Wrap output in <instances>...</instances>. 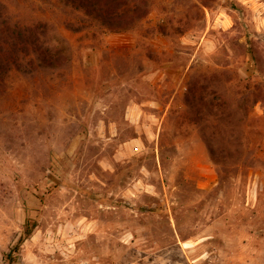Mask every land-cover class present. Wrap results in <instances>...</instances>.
<instances>
[{
	"label": "rangeland",
	"instance_id": "obj_1",
	"mask_svg": "<svg viewBox=\"0 0 264 264\" xmlns=\"http://www.w3.org/2000/svg\"><path fill=\"white\" fill-rule=\"evenodd\" d=\"M0 3L64 56L0 86V264L34 235L59 264H264V0H148L118 33L63 0ZM80 218L104 235L75 240Z\"/></svg>",
	"mask_w": 264,
	"mask_h": 264
},
{
	"label": "trees",
	"instance_id": "obj_2",
	"mask_svg": "<svg viewBox=\"0 0 264 264\" xmlns=\"http://www.w3.org/2000/svg\"><path fill=\"white\" fill-rule=\"evenodd\" d=\"M66 4L81 11L85 16L97 21L104 29L118 33L131 29L136 22L149 12L148 0H63ZM45 23L19 25L11 23L4 14L0 3V86L10 71H27L38 66L53 68L63 64L62 56L49 44ZM189 84V92L192 91ZM246 88L249 84L245 85ZM203 85L199 87V101L203 99ZM190 94V93H189ZM193 94L187 95L185 103H193ZM211 105L217 104L212 100ZM217 106L224 109L221 102ZM210 105V104H209ZM31 232V226L24 224V238ZM22 238L10 247L5 258L11 262L17 256Z\"/></svg>",
	"mask_w": 264,
	"mask_h": 264
},
{
	"label": "crops",
	"instance_id": "obj_3",
	"mask_svg": "<svg viewBox=\"0 0 264 264\" xmlns=\"http://www.w3.org/2000/svg\"><path fill=\"white\" fill-rule=\"evenodd\" d=\"M135 150H137V148H135ZM139 182H143V180H135V184L139 183ZM135 186V185H134ZM133 189L126 186L125 188H123L121 196L127 198L129 195V193H132ZM145 207H137V209H143ZM150 210V209H147ZM98 221L96 219L90 220V219H84V218H80L79 220L77 219V221H75V223L72 224L71 230L75 235L74 238H76L75 240H77L78 238H80V235H90V234H94V236L99 235L102 236L105 233V229H103V227H100L99 224L97 223ZM35 238L36 235L32 236L29 240H30V244L33 245L31 246V249L29 251V253L27 252H23V257L20 259V263L19 264H59L56 263L55 260L53 259V255H51V251H47L50 253L47 254H43V252L41 251L40 248L36 247L37 243L35 242ZM28 240H26L27 242ZM35 245V246H34ZM72 253V251H70ZM50 254V256H49ZM73 254V253H72ZM75 254H77V258L75 260H71L70 262L66 261L67 258L63 257L61 259V261H63V263L61 264H100V262H95V263H89V261L83 260V258H79L80 257V252L79 250L75 251ZM62 255L63 256H69V253H65L64 251H62ZM82 259V260H81ZM54 260V261H53Z\"/></svg>",
	"mask_w": 264,
	"mask_h": 264
}]
</instances>
